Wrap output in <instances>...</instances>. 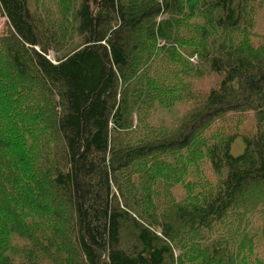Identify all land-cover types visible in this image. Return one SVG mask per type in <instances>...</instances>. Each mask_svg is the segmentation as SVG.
Returning <instances> with one entry per match:
<instances>
[{
	"label": "trees",
	"instance_id": "obj_1",
	"mask_svg": "<svg viewBox=\"0 0 264 264\" xmlns=\"http://www.w3.org/2000/svg\"><path fill=\"white\" fill-rule=\"evenodd\" d=\"M0 17V264H264L244 233L264 207V0ZM179 102L177 127L152 121Z\"/></svg>",
	"mask_w": 264,
	"mask_h": 264
},
{
	"label": "rangeland",
	"instance_id": "obj_2",
	"mask_svg": "<svg viewBox=\"0 0 264 264\" xmlns=\"http://www.w3.org/2000/svg\"><path fill=\"white\" fill-rule=\"evenodd\" d=\"M5 17H0V27L2 26L3 22H4ZM190 80L193 81L194 86L198 87V88H205L208 86H213L217 80L218 77L214 74H206L204 75V77L202 78H198V77H194L191 76ZM187 110V105L184 102H179L177 103L174 107H166L165 108H161L158 106H156L155 111H153L152 114V121L154 123L159 122V123H169L171 124L172 127H177L181 120H182V115L184 114V112ZM251 117V115H249L247 121L245 123H243L241 128H244L249 126V118ZM238 140V141H237ZM237 141V143H236ZM243 141H241V139L235 138L234 140V146H233V154L240 152L239 150L243 149ZM236 144V145H235ZM203 166V164L201 165V167ZM205 173L203 172V174H196L197 178H204L206 177H214V173L212 172V170L209 167V163L208 165H205ZM183 181L179 182L178 184H182ZM175 190V195L177 197H180L183 190H181L178 186H176L174 188ZM256 214L255 216H253L250 220V224L249 226H247L246 231H244L245 235L248 237L249 235H251L254 231L257 230L258 234H257V244H255V249L259 252L260 255H264V207L262 210H256ZM256 225V226H255ZM255 226V228H254ZM17 238H15L14 240H16ZM234 244H232L233 246ZM46 264H54L53 261L51 262H46Z\"/></svg>",
	"mask_w": 264,
	"mask_h": 264
}]
</instances>
